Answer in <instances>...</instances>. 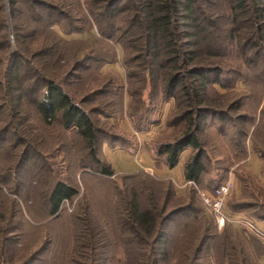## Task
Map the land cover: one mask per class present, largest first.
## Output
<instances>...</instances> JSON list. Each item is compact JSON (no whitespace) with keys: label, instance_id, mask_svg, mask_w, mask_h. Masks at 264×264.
<instances>
[{"label":"rangeland","instance_id":"1","mask_svg":"<svg viewBox=\"0 0 264 264\" xmlns=\"http://www.w3.org/2000/svg\"><path fill=\"white\" fill-rule=\"evenodd\" d=\"M66 1L70 4L74 0ZM207 1H218L219 5L213 14L207 11V18L200 21L197 51L204 66L198 67H203L209 80L205 100L215 104L212 107L214 115L223 113L224 119L208 116L202 125L199 138L208 153L205 155L206 172L200 183L194 185L197 188L194 190L177 187L178 179L158 177L153 168L126 170L128 162H119L114 153L127 150L138 155L139 135L146 133L149 137L145 144L147 152L159 168L167 167L148 147L156 142H172L182 135L178 120H175L174 128H167L175 119L172 114L179 108L177 103L182 101L164 96L157 62H147L145 55L136 48L140 42L127 49L118 41L120 36L123 43L130 39V31L125 30L128 24L121 23L117 15L108 16L109 19L106 15L99 16L101 12L97 8L94 10L97 16L86 10L85 16H81L70 6L68 10L62 9L66 15L50 17L57 22L51 28L44 30L39 24L29 22V31L25 28L20 32V43L26 47L24 59L27 64L21 70L27 77L20 81L25 94L16 95L13 100V107L16 106L18 112L15 119L7 112L0 114V127L11 121L6 140L0 142V192L3 193H0V258H6L11 251L9 257L15 264H143L148 252L141 250V241L123 227L125 204L136 194L143 209H152L160 216L159 222L168 219L165 226L169 241L159 247V255L167 251L172 264H180L179 258L186 248L192 256V246H188V242L199 245L204 241L196 264L228 263L222 252L228 248L224 239L229 226L218 227L199 191L210 194L209 187L223 180H233L235 191L227 201L225 211L235 216L246 213L239 209L245 199L242 189L246 182L242 179H248L250 187L261 189L264 196V173L262 171V176L260 171L257 173L251 160V156L256 155L264 164V46L258 50L252 46L241 48L242 41L248 43L257 39L252 20L242 18L239 26L232 25L228 0ZM202 6L209 9L206 3ZM259 7L264 9V0ZM18 9L21 13L27 8L22 4ZM39 11L44 15L42 20L48 22L47 10ZM24 17L30 21L27 15ZM33 26L37 32L30 34ZM234 28L236 31L232 33L230 30ZM43 30L45 34L40 36ZM9 40L11 49L17 51V38L11 35ZM261 40L264 44V37ZM36 71L56 80L90 113L98 128L100 142H107L98 149V156L111 167V176L89 173L97 171L86 157L88 151L84 150V142L75 132H64L59 114L51 126L41 121L30 103L35 93L32 91H44L43 86H33L38 81ZM120 81H123L122 85ZM128 90L141 91L142 96L134 95L133 99ZM125 92L127 105L122 115L120 102ZM129 103L136 109L135 121H143L141 126L145 116L153 119L141 131L134 130L127 116ZM97 109H102L103 115L94 114ZM110 114L112 116L108 118L106 115ZM239 118L245 122H238ZM162 119L164 126L161 129L158 124ZM213 119L215 123H211ZM102 129L106 133H102ZM240 130H245L247 135L240 138L237 135ZM120 136L124 141L112 143ZM239 142L244 145L236 144ZM254 142L257 152L253 150ZM22 152H28L30 158L27 161H20ZM193 154L191 149L186 161ZM123 163L125 165L119 168ZM59 179L69 182L79 193L72 201L63 203L56 217L48 216L45 197L53 182ZM164 181L173 185L169 200L166 196L168 187L160 184ZM185 182L179 185L183 186ZM231 228L237 233L246 232L234 226Z\"/></svg>","mask_w":264,"mask_h":264},{"label":"trees","instance_id":"2","mask_svg":"<svg viewBox=\"0 0 264 264\" xmlns=\"http://www.w3.org/2000/svg\"><path fill=\"white\" fill-rule=\"evenodd\" d=\"M119 2H122L121 5H117ZM228 2L230 4L231 24L239 26L240 19H251L253 22V33L257 35V39L253 41H248V43L242 41L241 48L252 46L258 50L264 46L261 43V38L264 37V31L262 30L264 22L260 23L264 21V9L259 7V5H263V0H228ZM203 3L208 4V10L203 8ZM22 4L27 9L20 13L18 8ZM218 5V1L210 2L207 0H74L70 4L66 0H0V114L7 112L12 119H15L17 117L16 114H18L16 106L13 107V100L16 95L24 93V86H22L20 81H24L27 77V73L22 74L21 70L27 64V61L24 59L26 47L20 43V32H24L25 28V31H29V27H31L29 22L39 24V27L44 30L45 27L51 28L57 22L50 19V17L56 14L66 15L62 9L68 10L70 6L72 11L75 10L81 13V16H85L83 14H86V12L97 16V13L94 12L96 8L101 12L99 16L106 15V19H109L108 16L117 15L121 23L128 24L125 30H129L131 35L127 43H123V40L121 41V36L118 37V41L123 46L125 45L127 49L132 48L135 42H140L136 47L137 50L142 52V56L145 55L144 57L148 63L157 62V67L161 70L160 78L164 88V96L176 97L177 102L182 101L179 104L177 103L179 108L172 114L175 119H172L167 127L168 129L174 128L177 124L175 120H178L182 126V135L172 142L170 140L162 142V144L156 142V145H150L148 150H152L156 156L155 158L161 159L168 168L173 169L179 164L181 154L187 149H192L194 154L184 164V175L187 182L199 184L203 174L206 172L205 159L206 154H208L204 150L203 146L205 143L199 138V134L208 116L214 115L212 107L216 105L212 102L207 103L205 100L209 80L204 75L206 72H203V67H198L204 65L201 63L200 54L197 51L199 46L197 36L200 21L207 18V11L213 14L217 10ZM44 8L47 10L46 17L49 18L48 22L42 20L44 15L39 11ZM26 15L30 21H27V18L24 17ZM200 16L203 17L201 18ZM20 24L22 25L20 26ZM44 30L40 36L45 34ZM230 31L234 33L236 29L234 28ZM35 32H37V29L33 26V31L30 34ZM11 35L17 38L19 45L17 51L11 49L9 40ZM45 37L50 38L48 35H45ZM39 38L41 39L42 37ZM36 76L38 81H35L33 86H43L44 91L39 93L38 90L40 89L32 91V93H35L32 94L33 97L30 103L41 121L46 126H51L59 114L64 132H75L84 142V150L87 149L88 151L86 157L90 158V162L96 166L97 171L95 174L89 173L93 176H111L113 174L111 167L98 156V149H101L107 142L106 140L100 142L98 128L95 126L90 113L84 110L72 95L66 93L56 80L47 78L44 72L41 71H36ZM122 83L123 81L120 85ZM125 86L127 87V85ZM177 91L180 92V95L177 94ZM129 94L133 99L135 98L134 95L142 96V92L138 90L129 91ZM122 96L123 101L121 100L120 102L121 114L124 112V106L126 107L127 105L126 92ZM141 101L142 98L139 99V102ZM181 106H184V108ZM101 110L97 109L93 112L96 115H103L104 111L101 113ZM135 111L134 106L129 103V112H126L127 116L131 120L134 130L141 131L153 119L149 115L147 118L145 116V123L141 126L143 121L141 122L140 119L135 121ZM146 113H150V111L146 110ZM222 114L215 113L214 116L222 120L224 119ZM106 116L111 118L112 114ZM213 120L211 123L216 122L215 119ZM237 121L240 123L245 122L243 118H239ZM10 124L11 121L0 127V142L6 140L5 134L8 132L9 127L7 126ZM101 131L106 133L103 129ZM240 131L237 134L240 138L241 135H247L244 132L245 130ZM120 139L121 136L113 139L115 141L112 140V143L120 142ZM121 140L124 141V139ZM254 143L253 150L257 152L258 149L256 148L258 147L256 142ZM236 144H239V146L244 145L242 142ZM22 153L20 161H27L30 158L28 152ZM80 168L83 169L84 167L80 166ZM223 181L220 183L222 184ZM241 181L246 182V184L243 182L242 189L245 199L239 205V209L245 211L247 213L246 217L252 220L264 221L262 190L255 189L252 183L250 187L247 183L248 179H242ZM164 182L160 184L168 187L169 191L166 196L168 195L169 200L172 195L170 188L173 190V185L170 181ZM220 183L209 187L211 189L210 193ZM187 187H189L188 190L197 189L194 185ZM248 188L253 190H248ZM0 193L3 194L2 192ZM78 193L79 191L76 187L69 182L62 179L54 181L52 188L45 197L49 207L48 216L56 217L62 209L63 203L72 201L78 196ZM175 193L174 196H176ZM124 217L123 227L132 231L137 239L141 241V250L148 252L147 260H144L143 264H161L160 262L172 264V259L167 251L160 255L158 253L159 247L165 241H169L166 239L167 230L165 226V221L168 219H164V221L162 219L159 222L160 216L152 209H143L137 200L136 194H133L132 199L126 202ZM231 227L229 226L225 230L227 236L224 242H226L225 246L228 248L226 251L224 249L222 255H224V258L227 256L228 263L224 262L223 264H255L253 255L249 251L248 243L245 241L244 232L243 234L237 233ZM188 246H192V256L188 255V248H186L181 258H179L180 264H196L199 260V253L204 247V241L199 245H191L188 242ZM10 253L8 251L6 258H0V264H15V260L9 257Z\"/></svg>","mask_w":264,"mask_h":264},{"label":"crops","instance_id":"3","mask_svg":"<svg viewBox=\"0 0 264 264\" xmlns=\"http://www.w3.org/2000/svg\"><path fill=\"white\" fill-rule=\"evenodd\" d=\"M126 120V119H125ZM163 119L160 120V125L158 124V126L161 127V129L164 126V123H162ZM125 121H123L124 124ZM126 123L128 124V122L126 121ZM122 125V124H121ZM130 128V126H129ZM132 128V127H131ZM145 134H140L139 135V142H140V150H139V154L135 155V153H130L126 150V152H114L117 154L118 158L122 161L119 160V162H123L124 160L127 161L128 163L126 164L127 168H125L126 170H133V171H139L142 170L144 167L145 168H153L154 170L157 171L158 173V177L162 178V179H178L176 181L180 183H184L185 182V175H184V163L186 162V157L189 154L190 149L185 150L180 157V161L179 164L173 168H167V167H160L157 166V163L155 161V159L153 160V158L151 157V155L147 152L146 146L145 144H147L149 137ZM124 151V150H123ZM254 156H251V160H253L254 164L253 166L256 167V172L258 173V171H260V175L262 176V171L264 168V164L261 160L257 159ZM110 157V156H109ZM253 157V158H252ZM140 159V161H139ZM113 164V161H111ZM125 165V163L122 164L123 167ZM118 168V167H116ZM119 170V169H118ZM153 171V170H152ZM242 215L247 216V213H241ZM256 220V219H255ZM256 222L258 223V225L260 226V228H262L264 230V221L262 220H256ZM235 232H237V230L234 229ZM243 234V232L241 233ZM246 238L245 241L248 243V248L249 251L252 253L253 255V259L255 264H264V241H261L260 239H258L255 236H252L246 232H244ZM244 236V235H243Z\"/></svg>","mask_w":264,"mask_h":264},{"label":"built area","instance_id":"4","mask_svg":"<svg viewBox=\"0 0 264 264\" xmlns=\"http://www.w3.org/2000/svg\"><path fill=\"white\" fill-rule=\"evenodd\" d=\"M189 185H195V183L185 182L183 186L176 184L177 187L181 188H185ZM234 191L235 183L233 180L228 179L217 186L210 194L204 191H199V193L204 204L209 208L220 229H223L226 226H234L245 229V231L250 235L257 237L261 241H264V230L260 228L255 220H252L244 215L235 216L226 213L225 205L232 197Z\"/></svg>","mask_w":264,"mask_h":264}]
</instances>
